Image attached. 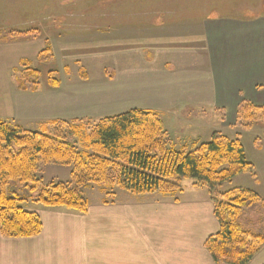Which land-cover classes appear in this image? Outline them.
<instances>
[{
  "label": "rangeland",
  "instance_id": "1",
  "mask_svg": "<svg viewBox=\"0 0 264 264\" xmlns=\"http://www.w3.org/2000/svg\"><path fill=\"white\" fill-rule=\"evenodd\" d=\"M4 37L15 39L5 42ZM0 40V120L13 122L18 115L24 129L40 131L42 116L56 117L78 128L59 126L83 151L85 137L101 118L132 107L163 113L160 99L168 90L171 101L180 104L171 116L203 121L198 129L172 122V129L184 125L191 130L175 142L168 134L171 147L194 151L216 133L206 136L207 129L239 139L254 173H242L217 190L247 189L264 202V125L244 130L237 120L243 100L264 105V0H0ZM27 69L38 71L32 77L40 87L37 93L18 89L16 72ZM128 72L156 88L153 94L144 91L136 106L123 96ZM56 80L60 94L48 100L46 89ZM216 102L223 105L218 114ZM191 127L202 142L191 145ZM37 176L45 184L72 183L70 167L44 165ZM196 182L182 180L185 197L208 196L194 187ZM116 191L89 185L82 195L93 206ZM152 195L135 202L152 203L158 198ZM127 197L133 195L120 191V203L130 204ZM21 205L27 211L44 207ZM256 208L242 224L264 229V214Z\"/></svg>",
  "mask_w": 264,
  "mask_h": 264
},
{
  "label": "trees",
  "instance_id": "2",
  "mask_svg": "<svg viewBox=\"0 0 264 264\" xmlns=\"http://www.w3.org/2000/svg\"><path fill=\"white\" fill-rule=\"evenodd\" d=\"M13 39L1 38L5 42ZM20 64L27 66L28 62ZM16 74L20 90H38V82L32 81L37 70H17ZM58 82L52 87H58ZM237 115L244 130L264 125V105L243 100ZM59 126L75 132L78 129L63 121H50L40 131H29L0 120L2 236L31 238L41 233L40 216L25 210L22 203L85 214L89 203L82 189L89 185L116 188L132 195H173L181 192L183 179H195L196 186L208 190L219 223L218 232L205 242L214 261L249 264L264 248V229L254 230L242 224L243 216L255 212L256 207L264 214L261 198L247 189L226 193L217 190L242 173H254V165L248 161L239 139L214 133L209 142L194 151H178L171 147L158 113L132 109L101 118L85 137L86 147L81 151L69 136L60 132ZM44 165L70 167L72 183H43L37 174Z\"/></svg>",
  "mask_w": 264,
  "mask_h": 264
},
{
  "label": "crops",
  "instance_id": "3",
  "mask_svg": "<svg viewBox=\"0 0 264 264\" xmlns=\"http://www.w3.org/2000/svg\"><path fill=\"white\" fill-rule=\"evenodd\" d=\"M148 82L138 74H124L123 96L132 101L127 102L130 106H136L135 100L143 96L144 91L150 94L156 91L152 81ZM51 89H46L48 100L60 94L59 88ZM20 91L34 94L40 91V87L37 91ZM166 91L160 99L161 106H164L161 109L163 113L154 112L160 115L169 136L175 142L176 136L187 135V130L191 129L184 125L172 129V122L195 124L198 129L203 121L191 120L190 116L183 114L171 116L170 110L177 108V103L171 101V92ZM215 104L218 114L223 105L218 102ZM13 108L11 104V112ZM129 110L132 109H124L116 115ZM170 116L173 120H170ZM201 116L204 114L199 113L198 117ZM42 117L45 123L58 120H54L56 117ZM15 118L13 123L25 128L20 122L22 117L17 115ZM221 119L225 122L224 116ZM45 123L42 122V125ZM195 128H192L194 136L189 138L191 145L202 142ZM209 131L220 133L207 129L206 136L211 135ZM194 187L208 196L198 194L197 197H185L187 188L182 187L181 192L175 195L156 193L158 198L152 203L144 200H141L143 203L135 202V199H146L143 197L152 194L133 195V198L127 197L126 201L129 202H125L130 204L124 205L119 201L122 190L117 189L109 194V199L105 196L100 204L91 206L89 203L85 214L61 207L28 210L40 216L43 225L41 233L31 238H6L0 232V264H217L205 248V242L218 232L219 223L208 190L195 184ZM249 264H264V248Z\"/></svg>",
  "mask_w": 264,
  "mask_h": 264
}]
</instances>
